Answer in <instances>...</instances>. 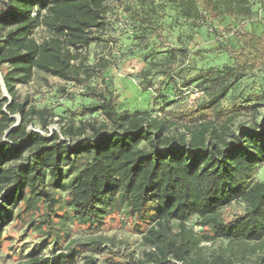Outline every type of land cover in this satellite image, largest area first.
Instances as JSON below:
<instances>
[{
    "label": "trees",
    "instance_id": "16d2710c",
    "mask_svg": "<svg viewBox=\"0 0 264 264\" xmlns=\"http://www.w3.org/2000/svg\"><path fill=\"white\" fill-rule=\"evenodd\" d=\"M105 1L0 0V75L11 100L0 105V136L5 138L0 140V192L7 190L0 202V231L14 219L11 209L30 224L39 217L49 232L67 217L90 231L100 230L107 219L119 218L124 225L150 217L143 240L155 252L148 254V264L228 263L218 256H196V240L186 226L193 218L207 229L203 239L264 244V182L251 178L264 165V121L230 132L229 124L237 117L254 119L255 105L211 108L253 69L264 68V13L260 33L230 29L235 46L224 51L232 64L210 71L217 97L195 109L162 110L161 118L118 111L112 91L87 88L96 102L84 109L102 121L93 119L74 131L66 128L61 140L60 134L48 133V111L17 102L16 86L29 83L34 72L77 85L85 84L81 76H93L86 50L106 29ZM140 1L154 13L153 0ZM166 1L193 22L240 23L254 16L250 0ZM145 16L127 15L139 27L147 23ZM38 27L47 34L39 41L34 38ZM151 31L161 38L159 27ZM16 115L21 122L14 127ZM35 119L43 134L28 130ZM169 123L178 125L181 134L167 136ZM25 153L28 159L20 162ZM57 190L64 192L63 200ZM232 203L242 204L244 213L220 219V210ZM59 214L62 219L51 216ZM74 257L68 252L54 262L31 258L28 264H75ZM85 264L94 260L88 258Z\"/></svg>",
    "mask_w": 264,
    "mask_h": 264
},
{
    "label": "rangeland",
    "instance_id": "374dc122",
    "mask_svg": "<svg viewBox=\"0 0 264 264\" xmlns=\"http://www.w3.org/2000/svg\"><path fill=\"white\" fill-rule=\"evenodd\" d=\"M153 1L154 13L145 5L141 7L140 0L105 1L108 7L104 19L106 29L98 32L99 39L86 50V64L92 66L93 76L90 79L81 76L80 79L85 80L84 85L34 72L29 83L16 86L17 102L25 103V108L34 107L49 112V135L56 132L62 140V131L66 128L74 131L93 119L102 121L96 113H88L84 109L96 102L87 95V88L112 91L118 102V111L148 112L157 118L163 116L162 110L195 109L209 103L217 97V89L210 76L213 72L210 71L232 64L224 51L235 46L230 29L240 28L256 33L262 30L264 0H250L253 19L240 23L185 20L178 9L166 0ZM129 11L145 14L147 17L143 18L147 23L139 27L136 20L127 17ZM154 26L160 28V39L152 36ZM46 35L42 27L34 32L37 41ZM147 71L149 74L143 76L142 73ZM165 71L169 74H163ZM4 100L11 101L0 85V105ZM234 104L246 107L254 104L255 116L254 119L249 115L237 117L229 124L230 132H236L238 125L263 124L264 68L253 69L225 97L214 101L211 108L220 110ZM13 118L15 127L21 120L18 115ZM28 130H39L38 120L35 119ZM178 134H181L178 125L167 124V136ZM76 138H70V141ZM0 140L4 141V136H0ZM141 146L145 147L146 143ZM28 156L29 153H25L20 162L24 163ZM251 178L254 182H264V165L259 166ZM48 190L51 192L52 188ZM6 192V189L0 192V202ZM55 193L63 200L64 192L57 190ZM11 210L14 219L0 231V264H28L31 258L54 262L58 255L68 252H74L75 264H85L88 258H92L94 264H148V254L155 252L143 240L149 229L150 217L134 224L125 222L124 225L119 218L107 219L98 231L77 226L67 217L49 232L46 225L38 222L39 217L30 224L31 220L17 219L18 213L15 209ZM243 213L242 204L232 203L221 209L218 216L228 221ZM59 215V218L51 216L54 220L62 219L63 215ZM186 226L192 230V237L196 240V256L209 260L218 256L225 262L228 260L227 264H264V244H227L219 239H203L207 229L196 218ZM172 227L174 231L177 229L176 224L172 223ZM66 234H69L67 238ZM55 235L58 238L52 242ZM34 252L37 254L33 255Z\"/></svg>",
    "mask_w": 264,
    "mask_h": 264
},
{
    "label": "water",
    "instance_id": "95a60500",
    "mask_svg": "<svg viewBox=\"0 0 264 264\" xmlns=\"http://www.w3.org/2000/svg\"><path fill=\"white\" fill-rule=\"evenodd\" d=\"M2 89L5 91L2 81L0 82ZM6 92V91H5ZM7 94V93H6Z\"/></svg>",
    "mask_w": 264,
    "mask_h": 264
},
{
    "label": "built area",
    "instance_id": "2783aa9c",
    "mask_svg": "<svg viewBox=\"0 0 264 264\" xmlns=\"http://www.w3.org/2000/svg\"><path fill=\"white\" fill-rule=\"evenodd\" d=\"M34 132H36V133H40V134H43L41 131H39V130H36V131H34Z\"/></svg>",
    "mask_w": 264,
    "mask_h": 264
}]
</instances>
